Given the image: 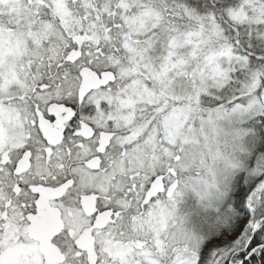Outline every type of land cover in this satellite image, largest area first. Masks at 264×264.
I'll return each mask as SVG.
<instances>
[{"label":"snow or ice","instance_id":"1","mask_svg":"<svg viewBox=\"0 0 264 264\" xmlns=\"http://www.w3.org/2000/svg\"><path fill=\"white\" fill-rule=\"evenodd\" d=\"M0 264H264V0H0Z\"/></svg>","mask_w":264,"mask_h":264}]
</instances>
